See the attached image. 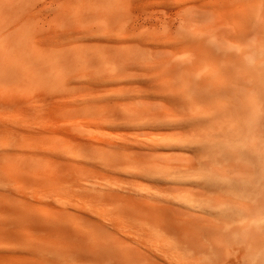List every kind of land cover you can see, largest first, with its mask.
<instances>
[{
	"label": "bare ground",
	"instance_id": "bare-ground-1",
	"mask_svg": "<svg viewBox=\"0 0 264 264\" xmlns=\"http://www.w3.org/2000/svg\"><path fill=\"white\" fill-rule=\"evenodd\" d=\"M93 1L94 7L90 10L83 9L81 17L75 20V27L71 23L72 17L76 16L73 11L67 10L57 15L59 20L68 22V31L65 32L66 35L67 32H71L69 35L71 34L70 37L74 41L66 45L55 42L58 45L50 46L39 44L42 37L39 38L40 42H37L38 38L35 35L42 33L43 27L27 30L28 16L32 13L31 16L36 17L38 13L34 10L39 8V5L34 4L32 0H5L0 5V24L5 22L0 30V106H31L35 96L28 97L18 90L26 85L35 90L37 97L60 100L65 98L61 94L64 89H91L92 97L96 96V101L105 104L110 95L107 91L99 94L95 84L101 81L98 78L102 77L103 69L109 66V63L110 66L111 63L117 64L116 61L119 60L117 55L124 49L165 52L167 57L162 61L158 60L161 61L158 64L161 63L165 67L159 65L158 67L164 69V75L167 70L169 76L167 75L166 81L171 80L167 81V91L163 89L161 93L164 92L166 95L168 92L166 99L177 111L157 113L154 119L157 128H177L181 125V129L186 128L194 140L182 138L154 143L155 141L152 142L148 138L146 140L129 138L124 142H115L100 134L90 133L85 128L92 124L114 123L118 118L115 117L114 122L112 118H103L98 122L93 117L92 104L84 105L85 109L74 107L77 115L69 121L70 118L64 120L65 127H62L60 135H63V140L66 141V148L74 147L81 151L69 156L63 151L64 146H57L47 152L62 169L60 172L57 170L56 178L59 175L63 184L68 183L62 175L68 169L80 175L78 170L80 163L95 164V161L102 160V164L100 162V165L96 166L102 165L109 170L117 168L123 162L112 158L111 155L128 151L134 159L148 160L147 163L157 165L156 169L150 170L151 173L148 170L149 176L146 178H150L152 182L150 185L160 188V199L157 198V202L141 203L134 201L133 196L120 197L118 194L126 184L124 181L117 186L119 189L110 187L108 190H105L106 188L96 190L92 188L94 183L90 186L92 181L82 182L77 179L72 182L76 200L51 194L39 199L34 198L26 190H16L15 197L25 199L26 202L10 211L29 219L34 224L52 222L50 216L45 218L38 215L36 208L39 204L52 207L56 213L69 212V209L75 211L74 219L54 225V230L65 240L62 244L46 246L45 250L51 255H56L55 257H76L81 260L93 258L101 264H205L215 259L223 264H264V0H156L162 14H153L152 10L140 6L138 9L139 11L142 9L141 19L144 22L135 17L141 21V25L135 22L136 19L132 25V20L131 33L123 32L122 37L118 39L111 35L117 32L115 30H118L119 26L114 30L111 24L120 25L128 21L125 18L131 11V0H103L102 7L101 5L98 7L97 4H100V0ZM142 1L147 3L148 0ZM152 1L154 4L155 0ZM49 3L48 1L47 6ZM139 3L140 0L137 4ZM146 3V7H152L150 3H147L148 6ZM50 5L43 8L46 7L44 9L48 11L47 9L52 7ZM52 9L49 8V12ZM42 10L38 11L40 15L44 14ZM13 13L16 14V19H12ZM90 14L95 19L103 17L101 21L105 18V31L101 28V33L97 25L79 33L82 31L79 29L85 28L90 22L83 26L85 24L83 20H89ZM147 27L162 31L164 36L162 34L163 37L159 36L158 32V37H154L151 28ZM146 28L152 36L147 34ZM76 29L77 33L74 32ZM61 34L63 33L59 35ZM49 35L47 33L44 38H48ZM116 50L117 53L114 52ZM136 63L139 62L133 65H137ZM122 64L120 62L118 66L124 67ZM123 67L122 70H125L126 67L125 69ZM111 69L113 70L112 67ZM119 70L122 72L121 68ZM118 76L111 77L116 80ZM103 83L102 85H107ZM145 113L143 110L139 115ZM174 119H179L180 122L175 124ZM127 120L129 117L124 116L121 121ZM77 122L82 125H76ZM0 125L5 128L13 127L14 133L17 134L30 128L29 123L16 118H5ZM176 149L184 155H189L186 160L179 159L187 161L185 164H179L171 157L157 155L161 150ZM67 153L72 154L70 151ZM17 155V152L7 148L0 150V160L5 161L4 166L10 171V176L23 178V183H27L29 178L26 177L31 171L27 163L16 164L12 161ZM128 165L129 163L124 166L127 168ZM23 166H27V169L22 168ZM84 175L87 176L83 174L82 178ZM4 185V181L0 179V189H3ZM132 188L130 189L134 190ZM128 191L129 189L126 193L130 192ZM141 193L150 194L145 190ZM173 195L194 199L190 202V198L188 201L190 203L179 205L172 202L173 198H169ZM89 200L91 204H95L97 200V203L101 200L108 201L118 213H132L142 209L153 213L156 219L153 223L139 225L144 232L141 238L144 242L136 237L141 242V247L133 245L135 238H131L132 243L110 239L109 236L113 235L110 228L115 227L113 220L110 218L114 224H110V227L109 221L104 219L105 216L93 211V205L89 204ZM154 232L169 234L171 238L165 241V245L162 241V246H155V242L154 246H149L148 242H151ZM1 233L22 237L19 231L9 226L2 227ZM35 244L37 241L30 244L32 245L30 248ZM124 244L127 245L126 248ZM231 247L234 249L230 250ZM4 250L0 247V251ZM183 252L189 253L192 260L183 263L176 261L173 263L169 260L170 255ZM218 252L224 255L218 257ZM3 257L0 259L7 256Z\"/></svg>",
	"mask_w": 264,
	"mask_h": 264
},
{
	"label": "rangeland",
	"instance_id": "rangeland-1",
	"mask_svg": "<svg viewBox=\"0 0 264 264\" xmlns=\"http://www.w3.org/2000/svg\"><path fill=\"white\" fill-rule=\"evenodd\" d=\"M4 1L5 0H0V5H2ZM48 1L50 2L48 6L52 3V5H50L52 7H49V8L51 9L53 8L52 11L50 10V12H49V8L47 9L48 11L44 9L48 7L47 6ZM133 1L131 0V11L129 12L127 16L128 18L127 17L125 18L126 20L128 19V21L120 25L119 24L117 25V23L111 24V27H113L114 30L116 29L115 28L116 26L117 27L119 26L118 30H115L117 32L114 33V31L112 30L114 34H112L111 37L114 36L113 38L117 37L118 39L119 37H122L121 34L123 32L125 34H128L129 31L131 30L130 22L132 20L133 21L131 22V24L132 23L135 24L136 22L137 24L140 23L141 25V21L144 22V20L141 19L142 17L141 15L143 13L142 9L141 11H139L138 9L140 8V6L144 8H148V10L150 11L152 10L151 12L153 14H162V12H160V9L158 7L159 2H156V0L154 3L156 4V6L154 7H153L154 4L152 0H148L149 2L147 1L148 4L150 3V5H152V7L150 8L148 4L146 3V1L141 2L140 0L139 4H137L139 0H137L138 2L136 0H133ZM32 2L36 4L37 6L39 5V8L34 10L35 12L37 11L38 14H36L37 15L36 17L34 15L31 16L32 13L31 15L28 16L27 23H26L28 25L27 30L30 31L32 30L33 27L34 28L43 27L44 31L42 33H38L35 35L38 38L37 39L38 41L37 40L36 41L37 42L42 41L39 44L43 46L58 45L57 43L59 44L62 43L65 45L72 44L73 43L72 41H74L73 38L71 39L72 33L67 32V35H66V32H65L66 30L68 31L67 29L68 22L59 20L57 15L62 14V12H66L67 10L73 11L76 16L72 17L73 20H71L72 21L71 23L73 27H75L76 26L75 20L78 17H81V14H82L81 12L86 9L90 10L91 7H94V3H95L93 0H62V1L61 0H32ZM102 2L103 0H100V4L97 3L98 7L100 5L101 7L104 6L101 4ZM143 2H145L148 7H146L145 3L143 4ZM58 4L60 6H58ZM43 6H46V7L43 8ZM39 9L40 10L43 9L42 11L44 12L45 15L42 13V11H40V13H42L40 15L38 12ZM34 11L33 13H35ZM135 17L138 19L140 18L141 21L136 19ZM102 18L98 17L97 19H95V17H93L91 14H90L89 20H86L83 18L84 19L83 22L85 23L83 26H85L87 22L89 21L90 22L88 23V25L85 26V28L79 29V30H82V31H79V33L85 32L90 27H95L97 25L100 28V32L102 33V29L103 31H105L106 29V27L104 26V22H106V20L104 18L103 21H101ZM12 19H16V14L14 13L12 14ZM94 19L96 21H94ZM134 19H136L135 22H134ZM93 21L94 23L92 24ZM109 22H111V20ZM89 24H91L92 26ZM4 25H5V22H2L0 24V30L4 27ZM111 27H110V30H111ZM136 29H138V27ZM148 29L145 30L146 32L148 31L147 34L150 35L153 32L152 34L154 37H158L157 35L158 32L160 33L159 36H161V34L162 35L164 34L162 31H155L154 28L150 29V31L152 30L150 33ZM55 30L57 31L54 32ZM76 31H78V29H76L74 32ZM47 33L48 35L52 34L51 36L53 38L50 35L48 37L49 39L44 38L46 37ZM56 33L58 35H56ZM60 33H63V34L59 35ZM69 33L71 34L69 35ZM41 37L42 39H40L39 41V38ZM46 40H49V41L46 42ZM117 51L118 50L114 52L117 53ZM123 51L122 53L120 52L121 54L118 53L119 55H117L118 56L117 60L119 59L118 61H116L117 64L111 63V66H110V63H109V66L103 69L104 71L102 72L103 75H101L100 73L102 77L98 79H101V81L104 82L103 84H107V85H102L101 81L96 82L98 86L97 84L94 83L95 86L97 87V91L99 94H101L100 92L102 91H107L108 95H110V99L105 104H100L98 101H96L95 99L96 96L92 97L93 90L91 89H83V90H74L73 88L72 89L69 88L67 90L64 89L61 92V94L64 95L65 98L60 100V99L47 98L43 96L37 97L35 94V90L30 87H26L27 86L26 85L24 87L21 86L18 90H20L19 92L21 94L27 95L28 97L35 96L34 99L32 100L31 106L29 107H20V106L13 107V106H6V105L0 106V122H2V120L4 121L5 118L6 119L16 118V119H20L30 124V128L25 129L19 134L14 133L13 127L5 128L2 125H0V150L7 148V149H10L11 151L17 152L18 155L14 157L12 161L15 162L16 164L21 163V162L27 163L26 165L29 166L28 169L31 171V174L26 177V178H29V182L23 183V180H24L23 178L21 179L20 177L10 176L9 174L10 171L7 169V167L4 166L5 161L0 160V179L3 180L5 183L4 185L5 187L3 189H0V229L4 226H9L13 228L14 230L19 231L22 234L21 238H17L15 236L3 235L2 233L0 234V247H3V249H5L4 251H0V253H2L4 256H7L5 259H0V264H101V262L96 261L93 258H87V259L84 258L83 260H81L80 258H76V257H67V256L55 257L56 255L49 254L48 251L45 250L48 244L51 246H55L56 244H62L65 242V240L60 236V234L54 230L55 229L54 225L55 224L57 225L65 220L70 221L71 219H74V216H75L74 214H76L75 211H73L72 209H69L68 210L69 212L61 211L59 213H56V211L53 210L52 207L47 206L45 204H39V206L36 208V212L38 213V215L45 217V218L47 216H50L52 218V222L43 223V224H34L29 219L17 216L10 211V209L15 210L17 206H22L24 205V202H26L25 199L21 200L15 197L16 190H20V191L26 190V192L30 193L34 198H39V199L42 196L51 194L53 196L57 195L62 198L76 200L75 198L76 192L73 187L74 184L72 183L74 180L77 181V179H79L82 182H86L87 180L88 181L90 180L92 181L90 182L91 183L90 186H92V183H94L93 184L94 187L92 188L96 190L105 189V188H106L105 190H108L110 187L111 189L113 188L119 189L117 186H119L120 183L124 181V183L126 184H124V186L122 185L123 187L121 189L123 190L122 191L120 190V193L118 194V196L120 197L124 196L123 198L133 196L134 201L141 202V203L143 201L144 202L145 201L146 202L148 201L157 202L158 199H160V194H159L161 192L159 191L160 188H156L150 185V183H152L150 182L151 180H149L150 178H146V176L147 177L149 176L150 170L156 169L157 165L156 164L152 165L150 163H147L148 160L134 159L132 158V154L128 151H123V152L111 155L112 158L123 162L122 165L120 163V166L123 167V169H120L121 168L120 166H118L120 167L119 169H117L118 167L117 168L113 167L114 169L111 168L112 170L106 169L102 165L100 167L98 165L96 166V164H99L102 160L100 162L95 161V164L94 162H92L91 164L80 163L78 165V170H79L80 175L75 174L72 169H68V171H66L62 175L64 177V180L68 182L66 184H63L62 178L59 175H57V178H56L55 174L57 170H59L60 172L62 169L58 167V162L55 159L49 157L47 154L49 150H53L57 148V146H60V147L64 146L63 151H65L66 152L65 154L69 156L78 154L81 151V149L79 150V148H76V149L74 147L66 148L67 147L66 141L63 140L64 137L63 135L62 136L60 135V132H62V129H63L62 127H65L64 126L65 119L70 118L68 119L69 121L73 117H76L77 114L75 113L73 108L80 107L82 109H85L83 108V106L86 104L93 105L92 107V112L94 114L93 117H95V119L98 120V122H100V120H102L103 118H112L114 122V118L115 117L118 118L117 120L115 119L117 122L115 121L114 123L105 122L107 124H99V125L92 124L89 127L85 128L88 132L94 133V134H100V136H103L106 139H112L115 142L117 141L124 142L125 140H129V138H137L139 140H146V138H148V140L152 142L155 141L154 143H158L161 141H167V140L176 141L177 139L181 140L182 138L183 139L186 138L184 140L188 139V141L191 140L192 136L190 132L187 131L186 128L181 129L182 127L181 125L178 126L180 128L178 127L177 128H157V123L154 119V116L157 113H166V112L168 113L172 111H177L175 110L174 106L166 99V95L168 94V92L166 95H164V92L163 94L161 93L163 89L167 91V86H168L167 81L171 80V79H168L166 81V78H168L169 73L167 72V70H165L166 73L168 74L165 73L164 75L163 74L164 69L162 70L159 67L163 68L165 66L161 65V63L158 64L159 62H161L163 59L167 57V54L165 52L157 53L153 51L128 50V49H124ZM181 58H183V56ZM158 60H161V61H158ZM147 61H151L152 63L147 62ZM155 61L157 62V64ZM120 62H122L123 63L122 65H124V67L128 69L127 71L123 66L122 67L125 70H122V67L118 66L120 65ZM135 62H139L138 63L139 65L137 63H136L137 65L134 64L136 67L133 65V63ZM149 63H151L150 65L151 68L149 67ZM145 66L146 67L148 66L149 68L148 67L146 68ZM205 66L207 67V65ZM111 67L113 68V70L111 69ZM153 67L159 68L160 70L155 69ZM118 68L119 69L121 68L123 74H121L122 72ZM117 71L120 74L119 73L117 74L116 73ZM110 72L112 73V75ZM124 73L127 75L125 76ZM104 74H107V75H104ZM116 75H119L118 77H116L118 79L115 78L116 80H114V78H112L111 76L115 77ZM122 75H124L125 78ZM107 79H109L108 81L110 83L108 81L107 83L105 82ZM143 110L146 111L145 115H139V112ZM124 116L125 117L128 116L129 120L124 121V122L121 121L122 118H124ZM178 120L179 119H174L173 121L175 122V124H178L180 122ZM77 124L82 125V123L80 122H77L76 125ZM86 125H89V123H86ZM79 127L81 128L82 126H79ZM79 127H76V128H79ZM66 129H67V124H66ZM192 140L194 139L192 138ZM67 151L68 152L70 151L72 154L67 153ZM183 151H186V150H183ZM157 155L159 157L174 158L176 162L179 164H185L187 162L185 160L189 156V155H184L183 153H181L180 150H177V149L174 151L161 150L158 152ZM131 158L135 162L134 164ZM177 158L178 160L179 159H185V160L183 161L179 160L178 162ZM128 163H129L128 165L129 167L126 168L125 166ZM26 167L27 166H23L22 168H26ZM6 170H7V173H6ZM145 171H146V174H145ZM83 174H86L91 179L85 175L84 176L87 177V179L84 176L83 178L85 179H83L81 176ZM55 178L57 182L54 181ZM127 181L131 184H128ZM98 185H102L104 187L102 188V186H98ZM131 185H134L135 187L132 188ZM54 186L58 188H54ZM125 187H128L129 191L131 190L130 188L134 189L135 192L134 190H131L132 193L134 194L130 193L131 191L130 192L128 191L129 193H126L128 189H126ZM143 190H145L146 193L150 192V194H148L149 196L145 193L144 194L141 193ZM135 193H137V195L139 193L140 194L137 196L135 195ZM152 194H155L154 196H156V198ZM144 196H146L148 199ZM169 198H173L174 200L172 202L177 203L179 205H184V203L188 202L190 198H191L190 202L192 201V199H194L193 197L188 198V196H187L188 198L187 199L184 196L182 197L180 195L178 196L173 195L172 197L169 196ZM91 200L95 202L94 199H91ZM97 201L95 204L94 203L91 204L89 200V204L94 206V207L92 206V209L94 208L93 211L95 213L98 212V215L102 214L100 216H103V217L105 216L104 219H106V221H109L108 225L110 227H111L110 224H113L112 220L115 224L114 228L112 227H111L112 229L110 228L113 234L112 236H109L110 239H112L113 241H118V242L127 241V242L132 243V239L135 238L133 239V242H134L133 245H137V246H140V243L142 241L144 242V240L141 239L144 233L142 231L141 226H142V223L151 224L153 223V221L156 220L155 215L153 213H150L149 210L147 209H142V210H139L137 212H132V213H122V212L118 213L114 209L113 206L109 205L110 203L108 201L101 200L99 201V203H97ZM178 201H181V202H178ZM108 218L109 219L111 218L112 220L111 219L109 220ZM158 233L159 234L156 233L157 235L155 234V232L153 233L155 236L153 235L151 238V242H148L149 246L151 245L154 246V242L156 244L155 246H160V245L162 246L161 243L163 242H164L163 244L165 245V241L171 238V235L169 234H165L163 232H158ZM136 237L139 238L141 242ZM128 238L130 239L129 241H128ZM36 241H37V244H35L34 247L30 248V246H32L30 244H34L36 243ZM41 243H43V245ZM123 246L125 248L127 247L126 244H124ZM36 247L39 249H37ZM232 249H234V247L230 248V250ZM219 253L220 252H218L217 254L218 257L220 256L222 257L224 255V254L222 255ZM2 254H0V258H4ZM170 256H173V257H170ZM170 256H169V260H171L173 263H175V261L176 263H181V262L183 263V262H189L192 260L191 255L187 252H183L181 254L176 253ZM205 264H223V263H221L218 259L217 260L215 259L213 261L206 262Z\"/></svg>",
	"mask_w": 264,
	"mask_h": 264
}]
</instances>
